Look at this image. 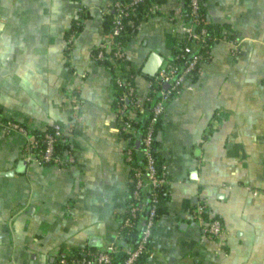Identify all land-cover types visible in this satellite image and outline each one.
Masks as SVG:
<instances>
[{
	"label": "crops",
	"instance_id": "1",
	"mask_svg": "<svg viewBox=\"0 0 264 264\" xmlns=\"http://www.w3.org/2000/svg\"><path fill=\"white\" fill-rule=\"evenodd\" d=\"M112 1L0 0L1 117L30 132L70 129L75 158H28L26 134L0 126V264H55L61 253L119 241L129 140L115 113L113 71L92 58L107 44ZM202 6L224 36L160 118L164 210L136 264H264V0ZM183 8L184 0H147L137 10L122 63L135 71L140 100L150 86L143 65L152 51L162 63L172 57ZM198 205L222 220L221 235L202 230Z\"/></svg>",
	"mask_w": 264,
	"mask_h": 264
},
{
	"label": "built area",
	"instance_id": "2",
	"mask_svg": "<svg viewBox=\"0 0 264 264\" xmlns=\"http://www.w3.org/2000/svg\"><path fill=\"white\" fill-rule=\"evenodd\" d=\"M143 0H113L105 11H112L111 29L106 34L107 44H100L99 46L106 48L114 47L113 57L123 61L125 59V49L120 40L116 37L124 28V18L135 9L138 2ZM190 11L192 14V21L190 23L183 22L177 34L179 37H185L182 54L189 55L186 60V66L176 72V67L169 65L166 62L161 63L154 78L150 79L149 90L142 100L139 99L136 91L134 81L130 76L116 77V82L121 85L125 84V88L119 95L114 97V107L119 127L121 131L130 133L134 131L132 120L137 117L138 110L143 106L146 100L151 98V93L158 95L154 101L151 111L152 115L147 125L145 134L142 137L143 148L142 155L146 162L144 165L133 166L134 189L129 196L131 201L127 207L126 213L122 219L119 228L120 232L123 227L133 226L134 224L141 225V233L135 242H130L126 246H120L117 242H110L107 245L95 250H89L80 255H67L61 253L55 264H69L73 261H78L81 264H136L138 258L148 250L149 242L152 236V231L156 223L157 217V203L158 195L156 188L165 183V176L162 172L160 175L156 173L154 159L151 150V143L154 139V124L163 115L167 103L170 98L178 93L181 88L189 81L191 69L203 58L199 52L193 51L192 41L198 42L205 40L207 31L205 25H202L199 30H194V24L199 23L202 17L199 12V0H189ZM209 20L204 19V24ZM80 19H77L76 24H80ZM76 30H71L67 38L71 42ZM105 57L104 48H100L95 53H92L93 60H102ZM201 65L197 66L198 71ZM164 83L167 86L164 87ZM0 126L5 132L12 130L20 131L26 134L25 150L29 157H32L40 162L51 163L55 165H65L74 161V154L68 145L61 152H54V143L57 140H63L64 136L69 134L70 129L56 128L53 131H45L43 135L44 146L34 150L38 147V139L35 138L30 131L24 127L20 122L13 119H3L0 113ZM124 158L130 163L132 160V148L127 146L123 150ZM149 186L151 191L149 198H145L142 194V189ZM199 223L202 230L209 235H221L224 232L222 220L210 213L204 206L198 205ZM145 211V213H144ZM207 214V215H204ZM141 220L142 223H141Z\"/></svg>",
	"mask_w": 264,
	"mask_h": 264
},
{
	"label": "trees",
	"instance_id": "3",
	"mask_svg": "<svg viewBox=\"0 0 264 264\" xmlns=\"http://www.w3.org/2000/svg\"><path fill=\"white\" fill-rule=\"evenodd\" d=\"M147 0H143L137 3L135 6V9L130 12L128 16H126L124 20V28L121 31V33L116 37V39L120 40L121 44H124L126 39L128 38L129 34L133 31H135L136 26L139 22L140 19V13H137V10L146 2ZM199 12L202 17V20L199 23L194 24V30H199L202 25H205L206 31H207V37L205 40H200L198 42H193L192 41V46H193V51L194 52H199L203 55V58L191 69V73L189 75V81L195 80L199 74V71L197 69V66L202 64L206 59L209 58V50L210 47L212 46L213 42L222 38L224 35L221 34L220 32V27L217 25H213L212 23L208 22L204 24V19H207L205 16L203 6H202V0H199ZM106 25L108 24L110 31L111 29V19H112V11H106ZM183 16H184V22L185 23H190L192 21V14L190 11V6H189V0H184V8H183ZM79 19V18H78ZM208 20V19H207ZM76 20H74L71 24V30H78L81 25L76 24ZM184 40L185 37H177L176 43L173 49L172 57L167 60V63L169 65L175 66L176 67V72L179 73L180 70H182L186 66V60L189 57L187 54H182V48L184 46ZM104 44V43H102ZM100 48H104V54L105 57L102 60H97V62H102L105 65H107L112 71H113V85L116 89V95H119L122 90L125 88V84L119 85L116 82V77L118 75L120 76H130L132 81H134V76H135V71L131 68H127L126 66L123 65L122 61L118 58L113 57V50L114 47L110 46L109 48H106L104 45L103 47L97 46L93 49L92 53H95L98 51ZM189 59V58H188ZM149 79H153L154 76L148 75ZM151 98L149 100H146L143 103V106L138 110L137 112V117L132 120V124L134 127V131L127 133L124 131L120 132L128 138V143L125 145V147L130 146L132 148V160L130 161L131 164V173H130V185H129V193H128V198H127V207L131 201L130 195L134 189V177H133V166L136 165H144L146 162L145 157L142 155V148H143V140L142 137L145 134V131L147 129L148 122L150 120V117L152 115L151 107L154 103V101L157 99L158 95L156 93H151L150 94ZM14 120V119H13ZM160 126V118L157 120V122L154 124V139L152 140L151 143V150H152V155L154 159V165L156 168V173L161 174L163 172V166H162V157L161 153L158 149V142L156 140V132ZM56 127H46L44 129H36L31 131L30 133L38 139V147L34 150L38 151L41 147L44 146L43 142V135L45 131H53L55 130ZM137 136V137H136ZM137 139V142L135 143L134 140ZM67 141L68 137L64 136L63 140H57L54 143V152H61L66 146H67ZM164 190H165V184H161L156 188L157 195H158V203H157V218L163 212L164 207H163V201L166 197L164 195ZM150 187H144L142 189V194L144 197L147 199L149 198L150 194ZM126 207V210H127ZM145 213V211H144ZM143 220H141L142 223ZM141 225L138 223L134 224L133 226H126L123 227L121 232H120V237H119V245L120 246H126L130 242H135L140 233H141ZM79 253L78 255H80ZM141 257V256H140ZM139 257V258H140ZM138 258V259H139Z\"/></svg>",
	"mask_w": 264,
	"mask_h": 264
},
{
	"label": "water",
	"instance_id": "4",
	"mask_svg": "<svg viewBox=\"0 0 264 264\" xmlns=\"http://www.w3.org/2000/svg\"><path fill=\"white\" fill-rule=\"evenodd\" d=\"M162 61L163 57L159 53L152 51L148 56L146 63L143 65L142 71L153 76L161 65ZM166 86L167 83H164V87Z\"/></svg>",
	"mask_w": 264,
	"mask_h": 264
}]
</instances>
